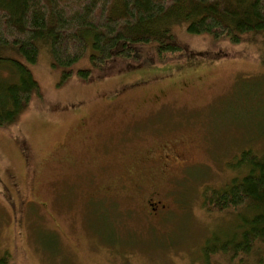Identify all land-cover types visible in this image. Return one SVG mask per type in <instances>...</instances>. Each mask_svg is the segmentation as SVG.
<instances>
[{
  "label": "rangeland",
  "instance_id": "obj_1",
  "mask_svg": "<svg viewBox=\"0 0 264 264\" xmlns=\"http://www.w3.org/2000/svg\"><path fill=\"white\" fill-rule=\"evenodd\" d=\"M186 24L156 23L185 48L163 59L144 46L98 65L89 42L60 67L49 41L32 64L0 49L37 83L0 126V264H264V241L207 261V240L233 233L244 212L201 203L204 188L243 173V150L264 152V33L232 42Z\"/></svg>",
  "mask_w": 264,
  "mask_h": 264
},
{
  "label": "trees",
  "instance_id": "obj_2",
  "mask_svg": "<svg viewBox=\"0 0 264 264\" xmlns=\"http://www.w3.org/2000/svg\"><path fill=\"white\" fill-rule=\"evenodd\" d=\"M165 17L185 21L190 33H208L238 42L246 33H264V0H0V49L13 47L25 62L38 58V42H48L53 65L68 67L81 59L90 42L95 63L131 56L146 46L163 59L185 52L156 23ZM168 34V39L162 34ZM0 126L13 123L37 83L25 63L0 61ZM79 73L86 77L88 71ZM64 73V76L68 75ZM239 175L225 185L204 188L202 207L209 212L242 209L233 233L221 242L207 240L205 258L231 252L249 254L264 241V152L243 150Z\"/></svg>",
  "mask_w": 264,
  "mask_h": 264
},
{
  "label": "flooded vegetation",
  "instance_id": "obj_3",
  "mask_svg": "<svg viewBox=\"0 0 264 264\" xmlns=\"http://www.w3.org/2000/svg\"><path fill=\"white\" fill-rule=\"evenodd\" d=\"M171 156H172V158L174 160H175V158L176 159L178 158V156L176 154H173ZM167 159H169V156L162 157V160H158V161L157 160H153V161L157 162L156 163V166L158 168V174L159 173H165L166 172V170H167L166 168L168 167V164L166 163V160ZM185 163L186 162H184L183 164H185ZM183 164H181V165L183 166ZM139 167H141V166L136 165L133 170H135V169H137ZM134 174H137V173H132V175H134ZM158 204H159V201H155V202H149L147 205L150 206L153 210H157Z\"/></svg>",
  "mask_w": 264,
  "mask_h": 264
}]
</instances>
